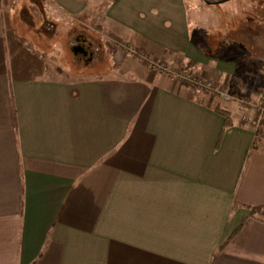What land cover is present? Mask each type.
Returning <instances> with one entry per match:
<instances>
[{"label":"crops","instance_id":"obj_1","mask_svg":"<svg viewBox=\"0 0 264 264\" xmlns=\"http://www.w3.org/2000/svg\"><path fill=\"white\" fill-rule=\"evenodd\" d=\"M47 2L85 30L74 38L101 25L215 81L246 50V23L197 28L185 0H109L101 13L93 0H21L19 19L0 0V264H264V121L225 126L217 99L134 54L63 74L28 38L52 44L56 30L21 14ZM122 2L130 18L116 16Z\"/></svg>","mask_w":264,"mask_h":264},{"label":"rangeland","instance_id":"obj_2","mask_svg":"<svg viewBox=\"0 0 264 264\" xmlns=\"http://www.w3.org/2000/svg\"><path fill=\"white\" fill-rule=\"evenodd\" d=\"M13 1L14 6L18 7L16 9V16H14L13 18L17 19V16L19 15L18 9L21 8V0ZM144 1L147 2V0ZM208 1L212 2L216 0ZM107 3H109V0H93V5L97 6L100 13L101 11H104V6H106ZM122 3L114 8V12H117L116 16L124 19L130 18L133 7L129 5L130 3H128V5H125V3H123L122 5ZM185 4L188 18L187 22L193 23L194 26L195 24L200 23V25H197V28L198 26H200L205 30H213L217 23L219 27V24L225 23L226 20L227 23H232L236 21L235 18H239L242 24L250 22L251 26L248 29H255L252 32L256 33L255 35L257 36V38L263 37L262 39L264 41V0H226L219 4H208L205 2V0H185ZM45 6L46 9L41 12V10L32 5L28 9L24 8L26 10V12H24L25 14L29 12L27 16L23 14V11H21V14L25 18L23 19L24 21L29 22L30 24H34V26L37 24L36 26L39 31L48 32V30L46 29L47 24V27L49 29H53L54 31L56 30L55 34H53V37H51L52 44L51 41L49 42V40H47L49 39L48 36L39 39L40 37L38 38L36 36L37 34H28V38L31 39L33 45L37 44L36 48L39 49V52H41L42 48L46 46L45 49H48L49 51L46 56L54 60L50 61L51 59H49V63H55L54 65H56L57 68L64 72L63 74L66 73L68 76L72 74H79L81 76H84L86 74L97 75L106 66L114 65V63L119 61V58L122 57L123 54H136L134 53L135 49L132 42H121L119 41L118 37L114 36V32L111 31L107 34V32L103 30V26L98 25L95 26V32L93 33V35H90V38L88 35V38L91 42V50L93 52L91 60L85 61L84 57L79 55L75 56L71 49V46L75 42L73 38L75 37L76 33L86 34L85 30L81 28V25L77 24L76 26L74 24L73 19L75 20V18L72 19V17L64 13L58 12L60 15L57 14L54 19L53 14H56L57 12L56 7L52 6L50 2H47ZM230 7L231 9L228 10L227 8ZM153 12L158 13L157 10H154ZM145 15L149 16L148 12H146ZM152 17L155 16H151V18ZM136 18L141 19L142 23L143 20L146 19L145 16L141 15H138ZM57 19H59L61 24L59 23V21H56ZM52 23L56 25V28ZM74 25L78 30L74 29ZM97 27L99 28L96 29ZM115 27H117L116 22L113 20H108L107 27L104 29ZM226 27L228 29V25ZM15 28L19 32L16 26ZM70 31L71 34L67 36V32ZM190 34L192 35V33ZM244 34H246V32H244ZM86 36L87 35H84V37ZM118 41L125 46L121 45L122 48L120 49V47L118 46ZM259 41L260 38L257 42ZM247 42H245L244 44L240 42L238 44V46H241L246 50L244 51L242 49V52H238V56L236 57L238 61L235 62L236 66L234 65L236 68V72L233 76L227 78L222 77L221 79H217L216 81L209 77L205 78L204 76L206 75L204 69L206 67L204 69H198L196 67L194 68L186 59L175 55V57H173L171 54H168L167 56L169 58L166 56L167 58H165L164 60H156L154 58L156 62L163 64V70H154L170 74L176 78H179L181 81L186 80L182 79L179 76L187 75L195 76L201 81H209L213 86V91L206 90L203 87H193H197L208 92L209 95H211V98L218 100V105H222L224 108H227L229 111H231L233 118H235L236 120L241 119L243 121H246L244 117L246 115L252 117L255 109H258L259 111L258 117L262 118L264 113L261 111V109L264 108V105L260 106V104L258 103V99L260 98V96L264 97V53H259L258 50L256 51L254 48L249 49L250 43ZM118 50H121V52H123L120 53V51L118 52ZM138 52H140V55L142 54L143 56L149 55L143 50H139ZM117 54H120L121 56L119 55L120 57H117ZM136 57L141 62L145 61L146 63H148L146 60L142 59L141 56L137 55ZM238 82L243 83L245 85V89L238 90ZM236 89L240 93L235 92ZM246 95L249 96L248 102L252 106L244 109L243 107H241L242 104L240 100L243 97L246 98Z\"/></svg>","mask_w":264,"mask_h":264},{"label":"trees","instance_id":"obj_3","mask_svg":"<svg viewBox=\"0 0 264 264\" xmlns=\"http://www.w3.org/2000/svg\"><path fill=\"white\" fill-rule=\"evenodd\" d=\"M250 26H251V23L248 22L246 24H243L242 27H239L238 28L239 29V33L241 34V36H240L241 42L244 44L245 42H247L246 38H248V41L249 42H247V43H250L249 44L250 45L249 46V49L254 48L256 51L258 50L259 53H264V43H263L264 41L262 39L263 37H258L257 38V36L255 35L256 33L255 32H252L255 29H253V30L248 29ZM258 28H260V27H258ZM260 30H262V29H260ZM244 32H246V34H244ZM259 38H260V41L257 42L259 40ZM121 45H122V43L118 41V46L120 47V49L122 48ZM138 51H139L138 49H135V51H134V53H136L135 54L136 56L137 55L139 56V53L140 52H138ZM147 64L149 65V63H147ZM244 86L245 85L243 83L238 82L237 89L238 90L245 89ZM237 89H236L235 92H238ZM238 93H240V92H238ZM238 93H235V94H238ZM248 97L249 96H247L246 98L243 97L240 100V102L242 104L241 107H243L244 109H247L248 107H251L252 106L248 102V99H249ZM262 98H264V97L263 96H260V98L258 99V103L260 104V106L261 105H264V99H262ZM217 107H218L219 111L222 112V114L225 117V126H228V125L232 124L233 121H235L237 123V125H239V126H254L256 129H258V127H256V121H257L258 116H259L258 109H255V111L253 112V116L251 117V120L250 121H243L241 119L236 120L235 118H233V115H232L231 111H229L227 108H224L222 105L221 106L218 105ZM255 211H256V209H255ZM259 212H261V211H259Z\"/></svg>","mask_w":264,"mask_h":264},{"label":"built area","instance_id":"obj_4","mask_svg":"<svg viewBox=\"0 0 264 264\" xmlns=\"http://www.w3.org/2000/svg\"><path fill=\"white\" fill-rule=\"evenodd\" d=\"M139 56H141L142 59L146 60L153 69H155V70H157V69L163 70L162 69L163 68V64L156 62L154 60V58H152V56H150V55H144L143 56L142 54L140 55V53H139ZM179 77H181L182 79H184L187 82H189V84L191 86L203 87L206 90L213 91V86H212V84L209 81H201V80H199V78H197L195 76H190V75L179 76ZM261 111L264 113V108H262ZM244 118H245L246 121H250L251 120V116H248V115H246ZM263 120H264V114H263L262 118L258 117V119L256 121V127H258L263 122Z\"/></svg>","mask_w":264,"mask_h":264},{"label":"flooded vegetation","instance_id":"obj_5","mask_svg":"<svg viewBox=\"0 0 264 264\" xmlns=\"http://www.w3.org/2000/svg\"><path fill=\"white\" fill-rule=\"evenodd\" d=\"M74 43L71 46V49H75L76 53L74 55H79L84 57L85 61H89L92 58L93 52L91 50V42L87 38H85L82 34L78 35V37L74 38ZM83 51H86V54H83Z\"/></svg>","mask_w":264,"mask_h":264},{"label":"water","instance_id":"obj_6","mask_svg":"<svg viewBox=\"0 0 264 264\" xmlns=\"http://www.w3.org/2000/svg\"><path fill=\"white\" fill-rule=\"evenodd\" d=\"M225 0H216V1H212V2H210V1H208V0H205V2L206 3H208V4H219V3H222V2H224ZM72 51L74 52V53H76V50L73 48L72 49ZM83 54H86V51H83Z\"/></svg>","mask_w":264,"mask_h":264}]
</instances>
